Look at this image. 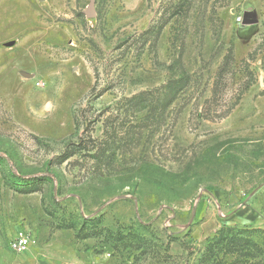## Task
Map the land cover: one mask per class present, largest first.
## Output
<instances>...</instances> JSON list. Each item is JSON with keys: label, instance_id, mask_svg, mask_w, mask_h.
<instances>
[{"label": "rangeland", "instance_id": "rangeland-1", "mask_svg": "<svg viewBox=\"0 0 264 264\" xmlns=\"http://www.w3.org/2000/svg\"><path fill=\"white\" fill-rule=\"evenodd\" d=\"M89 2L0 0V264H264V0Z\"/></svg>", "mask_w": 264, "mask_h": 264}, {"label": "built area", "instance_id": "built-area-1", "mask_svg": "<svg viewBox=\"0 0 264 264\" xmlns=\"http://www.w3.org/2000/svg\"><path fill=\"white\" fill-rule=\"evenodd\" d=\"M29 243V237H27L26 235H20L12 240V242L10 243V249L12 250V252L19 255L25 252Z\"/></svg>", "mask_w": 264, "mask_h": 264}, {"label": "water", "instance_id": "water-1", "mask_svg": "<svg viewBox=\"0 0 264 264\" xmlns=\"http://www.w3.org/2000/svg\"><path fill=\"white\" fill-rule=\"evenodd\" d=\"M85 16L87 18H94L96 16L94 9V0H90L89 5L86 7Z\"/></svg>", "mask_w": 264, "mask_h": 264}]
</instances>
